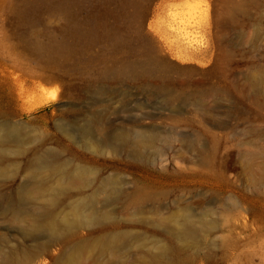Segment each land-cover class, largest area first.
Instances as JSON below:
<instances>
[{"label":"rangeland","instance_id":"obj_1","mask_svg":"<svg viewBox=\"0 0 264 264\" xmlns=\"http://www.w3.org/2000/svg\"><path fill=\"white\" fill-rule=\"evenodd\" d=\"M93 124L104 152L81 138ZM1 135L21 147L0 162V249L48 233L6 216L43 217L26 191L43 143L95 186H146L141 208L216 221L192 264H264V0H0Z\"/></svg>","mask_w":264,"mask_h":264},{"label":"bare ground","instance_id":"obj_2","mask_svg":"<svg viewBox=\"0 0 264 264\" xmlns=\"http://www.w3.org/2000/svg\"><path fill=\"white\" fill-rule=\"evenodd\" d=\"M92 129L82 140L93 151L104 152L105 145L94 131L100 127L93 124ZM18 143L0 136V162L8 158L9 151L21 147ZM27 166L36 182L26 191L44 204L43 217L17 209L6 216L28 221L33 228L44 227L48 233L29 246L0 249V264H38L44 253L57 245L61 247L55 264H82L84 259L92 264H109L106 259L121 264H192L190 257L182 258L180 253L202 244L218 227L216 221L197 216L195 220L201 223L198 230L192 225L191 214L141 208L151 194L144 185L119 187L104 176L95 186L98 171L94 167L80 158H63L60 152L43 148V143L32 150ZM84 183L92 192L83 189ZM116 200H121V205L112 206ZM121 210L129 216L117 215ZM81 228H87L88 233L82 234ZM156 232L175 237L178 243H169Z\"/></svg>","mask_w":264,"mask_h":264}]
</instances>
